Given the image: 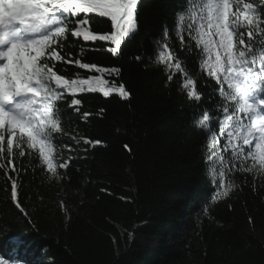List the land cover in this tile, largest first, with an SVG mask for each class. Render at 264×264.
I'll list each match as a JSON object with an SVG mask.
<instances>
[{
	"label": "trees",
	"instance_id": "16d2710c",
	"mask_svg": "<svg viewBox=\"0 0 264 264\" xmlns=\"http://www.w3.org/2000/svg\"><path fill=\"white\" fill-rule=\"evenodd\" d=\"M179 3L141 0L137 33L122 44L118 57L99 41L85 44L69 36L65 42L74 59L120 68L118 78H105L123 83L131 97L80 95V112L93 114L87 122L60 105L67 112L66 133L101 143L84 151L87 146L65 137L73 151L63 150L62 156L73 160L66 171L58 169L59 181L47 179L34 155L18 160L28 168L19 178L26 218L11 202L10 184L0 170V247L14 234L23 238L26 247L12 255L23 256L25 264H264V177L236 174L239 188L210 201L205 140L193 104L175 79L166 83L162 66L147 58ZM93 30L111 29L105 21ZM82 47L97 50L81 53ZM194 59L189 58L191 73L199 71ZM76 72L88 75L72 65L61 68L69 78ZM200 80L207 98L212 81L203 73Z\"/></svg>",
	"mask_w": 264,
	"mask_h": 264
},
{
	"label": "snow or ice",
	"instance_id": "6c2138e0",
	"mask_svg": "<svg viewBox=\"0 0 264 264\" xmlns=\"http://www.w3.org/2000/svg\"><path fill=\"white\" fill-rule=\"evenodd\" d=\"M140 4L141 0H0V170L10 184L11 202L25 218L19 178L28 168L18 160L34 155L47 179L59 181L58 169L66 171L73 160L62 156L63 150L73 151L65 137L75 146H87L84 151L101 143L66 133L62 117L67 112L60 105L87 122L93 114L80 112V95L131 97L123 83L105 78H118L120 68L85 62L82 56L74 59L65 52V42L69 36L85 44L99 41L104 51L118 57L122 44L137 33ZM105 21L110 31L93 30L94 24L99 27ZM93 50L97 49L82 47L81 53ZM192 57L197 73L188 67ZM147 58L162 66L166 83L175 79L193 104L194 122L205 140L210 201L227 198L239 188L236 174L264 177V0H180L172 23L153 39ZM66 65L88 75H62ZM200 73L212 81L207 98L199 90L204 83L198 82ZM202 101L214 107L204 108ZM203 210L206 214L207 204ZM25 247L23 238L9 236L0 247V264H25L23 256L12 255Z\"/></svg>",
	"mask_w": 264,
	"mask_h": 264
}]
</instances>
